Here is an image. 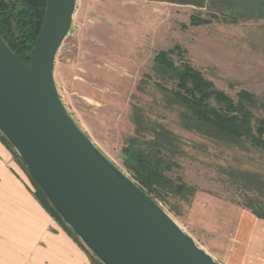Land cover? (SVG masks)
<instances>
[{"label":"rangeland","instance_id":"rangeland-1","mask_svg":"<svg viewBox=\"0 0 264 264\" xmlns=\"http://www.w3.org/2000/svg\"><path fill=\"white\" fill-rule=\"evenodd\" d=\"M208 1L76 0L71 29L55 55L54 80L74 123L133 181L121 153L134 136L132 104L170 126L186 154L170 155L180 168L168 174H179L198 190L192 197L170 195L157 203L221 264H264V220L243 206L245 194L258 195L263 203L264 194L244 191L223 172L234 156L243 166L252 158L251 164L264 169V156L253 149L215 147L181 129L175 111L151 84L160 81L155 54L174 49L175 64L200 70L234 99L245 89L264 100V0ZM195 14L210 22L191 24ZM146 74L150 83L140 92Z\"/></svg>","mask_w":264,"mask_h":264},{"label":"water","instance_id":"water-1","mask_svg":"<svg viewBox=\"0 0 264 264\" xmlns=\"http://www.w3.org/2000/svg\"><path fill=\"white\" fill-rule=\"evenodd\" d=\"M76 0H45L29 65L0 36V132L103 264H221L78 128L53 68Z\"/></svg>","mask_w":264,"mask_h":264},{"label":"trees","instance_id":"trees-1","mask_svg":"<svg viewBox=\"0 0 264 264\" xmlns=\"http://www.w3.org/2000/svg\"><path fill=\"white\" fill-rule=\"evenodd\" d=\"M44 12L45 0H0V36L26 65L30 63ZM189 20L191 24L210 22V19L198 14L191 15ZM173 50H160L155 54L153 68L160 81L154 80L151 84L162 94L166 106L175 111L180 128L197 134L215 147L253 149L264 156V100L245 89L239 90L234 99L216 87L200 70L184 62L175 64L171 57ZM145 77L146 80H141L137 87L140 92H145L146 85L150 83L149 75ZM168 81L173 85H167ZM136 97L133 95V98ZM131 120L134 136L129 138L121 153L122 164L131 173L136 185L156 202L166 203L170 195L192 197L198 190L196 186L187 184L179 174H168L180 168L170 155L186 154L185 143L179 134L166 123L147 115L135 102L132 104ZM0 138L22 161L1 132ZM140 141L141 146H138ZM252 160L249 159L247 166H243L239 164V157L234 156L223 172L244 191L256 190L259 195L264 194V169L261 165L251 164ZM28 173L41 202L86 248ZM243 206L255 217L264 220V203L258 195L245 194ZM88 252L92 264H103L91 251Z\"/></svg>","mask_w":264,"mask_h":264},{"label":"crops","instance_id":"crops-1","mask_svg":"<svg viewBox=\"0 0 264 264\" xmlns=\"http://www.w3.org/2000/svg\"><path fill=\"white\" fill-rule=\"evenodd\" d=\"M24 166L0 138V264H92L89 249L41 202Z\"/></svg>","mask_w":264,"mask_h":264},{"label":"flooded vegetation","instance_id":"flooded-vegetation-1","mask_svg":"<svg viewBox=\"0 0 264 264\" xmlns=\"http://www.w3.org/2000/svg\"><path fill=\"white\" fill-rule=\"evenodd\" d=\"M198 1H200V0H198ZM214 1H216V0H209L208 3L211 4V3L214 2ZM217 1H219V2H226L227 0H217Z\"/></svg>","mask_w":264,"mask_h":264}]
</instances>
